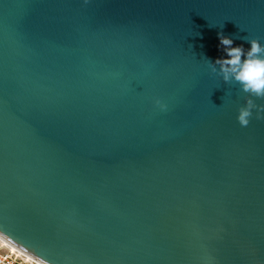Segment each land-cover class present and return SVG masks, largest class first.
Listing matches in <instances>:
<instances>
[{
    "label": "water",
    "instance_id": "95a60500",
    "mask_svg": "<svg viewBox=\"0 0 264 264\" xmlns=\"http://www.w3.org/2000/svg\"><path fill=\"white\" fill-rule=\"evenodd\" d=\"M220 31L264 42V0H0V238L41 264H264V118L204 61Z\"/></svg>",
    "mask_w": 264,
    "mask_h": 264
},
{
    "label": "clouds",
    "instance_id": "9594fccd",
    "mask_svg": "<svg viewBox=\"0 0 264 264\" xmlns=\"http://www.w3.org/2000/svg\"><path fill=\"white\" fill-rule=\"evenodd\" d=\"M217 36L218 47L222 48L224 55L214 60L205 58L204 61L211 73L228 84H237L246 95L245 103L239 106L237 120L241 126H247L254 114L257 118H264V105L256 103L257 98H264V42L259 38L245 36L243 39L248 44L245 47L244 44H234L233 36L226 35L223 31L218 32ZM155 102L162 110L168 107L159 98Z\"/></svg>",
    "mask_w": 264,
    "mask_h": 264
},
{
    "label": "built area",
    "instance_id": "2783aa9c",
    "mask_svg": "<svg viewBox=\"0 0 264 264\" xmlns=\"http://www.w3.org/2000/svg\"><path fill=\"white\" fill-rule=\"evenodd\" d=\"M36 262L38 261L0 238V264H36Z\"/></svg>",
    "mask_w": 264,
    "mask_h": 264
}]
</instances>
